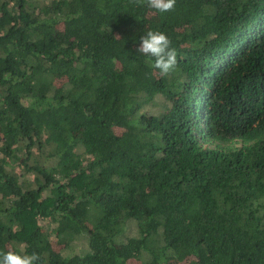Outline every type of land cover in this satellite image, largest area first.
<instances>
[{
    "label": "trees",
    "instance_id": "trees-1",
    "mask_svg": "<svg viewBox=\"0 0 264 264\" xmlns=\"http://www.w3.org/2000/svg\"><path fill=\"white\" fill-rule=\"evenodd\" d=\"M150 29L177 53L167 76L136 52ZM9 249L36 264H264V0H0Z\"/></svg>",
    "mask_w": 264,
    "mask_h": 264
},
{
    "label": "clouds",
    "instance_id": "clouds-1",
    "mask_svg": "<svg viewBox=\"0 0 264 264\" xmlns=\"http://www.w3.org/2000/svg\"><path fill=\"white\" fill-rule=\"evenodd\" d=\"M138 6L146 5L159 13L172 11L176 0H133ZM169 37L159 30H148L139 37L136 52L153 58V68L158 69L161 76H167L176 69L177 53L171 46ZM39 254H27L9 249L0 252V264H36Z\"/></svg>",
    "mask_w": 264,
    "mask_h": 264
},
{
    "label": "rangeland",
    "instance_id": "rangeland-1",
    "mask_svg": "<svg viewBox=\"0 0 264 264\" xmlns=\"http://www.w3.org/2000/svg\"><path fill=\"white\" fill-rule=\"evenodd\" d=\"M71 246L72 247H71L70 250L80 251L81 249H85L86 248V241H85V239L78 238L76 241L72 242Z\"/></svg>",
    "mask_w": 264,
    "mask_h": 264
}]
</instances>
